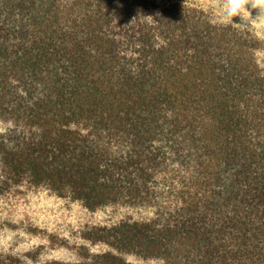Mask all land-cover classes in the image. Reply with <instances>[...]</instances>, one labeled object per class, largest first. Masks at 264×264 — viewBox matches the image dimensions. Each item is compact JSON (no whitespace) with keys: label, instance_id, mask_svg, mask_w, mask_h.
<instances>
[{"label":"trees","instance_id":"obj_1","mask_svg":"<svg viewBox=\"0 0 264 264\" xmlns=\"http://www.w3.org/2000/svg\"><path fill=\"white\" fill-rule=\"evenodd\" d=\"M263 43L159 0H0V195L29 182L95 210L113 251L0 264H264Z\"/></svg>","mask_w":264,"mask_h":264},{"label":"rangeland","instance_id":"obj_2","mask_svg":"<svg viewBox=\"0 0 264 264\" xmlns=\"http://www.w3.org/2000/svg\"><path fill=\"white\" fill-rule=\"evenodd\" d=\"M159 1L185 4L203 12L212 21L218 3V0ZM248 10L252 19L260 15L259 10L250 6ZM234 23H242L241 18L235 17ZM244 28L251 29L262 41L258 57L264 64V22H252ZM10 127V123L0 119V133ZM153 215L151 207L127 203H112L90 210L70 194L59 196L46 186L23 182L0 195V252L30 257L32 261L35 256L39 261L78 262L84 248L91 253L113 251L104 243L95 244L84 238L92 227L112 226L123 220L144 221ZM122 256L133 264H162L159 260L135 254Z\"/></svg>","mask_w":264,"mask_h":264},{"label":"clouds","instance_id":"obj_3","mask_svg":"<svg viewBox=\"0 0 264 264\" xmlns=\"http://www.w3.org/2000/svg\"><path fill=\"white\" fill-rule=\"evenodd\" d=\"M249 6L259 10L260 15L256 19L251 18ZM235 17L241 18L242 23H234ZM213 20L215 23L242 28L249 27L252 22H264V0H218Z\"/></svg>","mask_w":264,"mask_h":264}]
</instances>
